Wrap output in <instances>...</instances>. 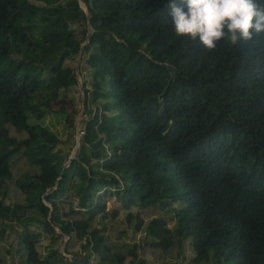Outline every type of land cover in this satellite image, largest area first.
Returning <instances> with one entry per match:
<instances>
[{"label": "trees", "instance_id": "obj_1", "mask_svg": "<svg viewBox=\"0 0 264 264\" xmlns=\"http://www.w3.org/2000/svg\"><path fill=\"white\" fill-rule=\"evenodd\" d=\"M83 2L88 31L77 0H0V194L11 199H0V264H77L39 250L53 227L64 252L94 253V264H147L142 243L159 259L185 257L187 237L189 264H264V36L209 52L175 35L168 0ZM80 45L86 116L61 168L56 133L28 119L76 82L65 60ZM46 88L48 99L31 101ZM120 209L141 244L108 241ZM75 243L87 252L69 251Z\"/></svg>", "mask_w": 264, "mask_h": 264}, {"label": "rangeland", "instance_id": "obj_2", "mask_svg": "<svg viewBox=\"0 0 264 264\" xmlns=\"http://www.w3.org/2000/svg\"><path fill=\"white\" fill-rule=\"evenodd\" d=\"M83 6V4H81ZM75 28V32L77 35L79 34L80 24L73 25ZM75 59H66L65 63L73 65L75 67ZM81 61V55L79 57L78 67ZM47 74L46 68L42 69V76ZM88 75H86V70H82L78 73V68L76 69V82L69 85L64 89L59 90V95L56 98L50 99L49 98V89H41L36 90L31 95V101L35 103H39L42 100L49 98V108L46 109L44 114L40 118H34L31 113L29 115V121L31 122H39L40 124L46 126L49 130L56 133L58 137V141L54 143L51 148V153L60 156L62 163L64 165L68 164V161L71 157L74 156L75 150L77 149L80 134L78 132V126L81 124L82 120L86 116L81 110V101L80 97L82 95V88L80 89L78 84H81V80H87ZM86 84L88 82L86 81ZM81 110V112H80ZM66 116V119H65ZM0 199L4 202H10V196L5 195L2 196L0 194ZM63 204L62 206L66 207L67 201H73L66 194L62 196ZM106 204L108 207L110 206H117L118 202L113 200L112 197H107ZM131 210H138L140 215L147 219L150 215H162L166 216L167 224L171 226L175 219L172 216L171 211H165L163 209H158L156 206H144L138 207L133 205L130 207ZM123 209H120L118 216L115 219H107V226H108V241L114 244H119L121 241L123 242H131L137 241L140 244L144 240L143 231H132L131 228H125V222L123 220ZM54 229H50V231L45 230L42 233V238L37 243V246L41 253H44L47 246L53 247L54 249H59L60 251L64 252V241L66 238L59 235V231L56 227ZM47 231V232H46ZM124 231V232H123ZM117 235H120L121 238H116ZM52 238V239H51ZM8 241L2 240L0 241V247L3 248L8 246ZM190 238L187 237L184 239V248H185V257H178V258H166L164 260L157 259L159 258L158 251L155 248H151L150 246L142 243L138 249L139 254L145 255L147 259V263L149 264H189L188 257L192 255V251L189 246ZM69 251L77 250V247L74 246H67ZM155 249V250H154ZM66 253V254H65ZM64 254L70 255L71 252H64ZM78 256V255H77ZM220 259L215 260L216 263L220 262ZM225 264H236L233 259H227Z\"/></svg>", "mask_w": 264, "mask_h": 264}, {"label": "clouds", "instance_id": "obj_3", "mask_svg": "<svg viewBox=\"0 0 264 264\" xmlns=\"http://www.w3.org/2000/svg\"><path fill=\"white\" fill-rule=\"evenodd\" d=\"M176 36L215 51L221 44L238 48L264 36V4L260 0H168Z\"/></svg>", "mask_w": 264, "mask_h": 264}, {"label": "water", "instance_id": "obj_4", "mask_svg": "<svg viewBox=\"0 0 264 264\" xmlns=\"http://www.w3.org/2000/svg\"><path fill=\"white\" fill-rule=\"evenodd\" d=\"M78 1V3H79V6H81V8L85 11V13H86V25H87V31H88V29H89V15H88V10H87V7H86V5H85V3L83 2V0H77ZM81 4H83V6L81 5ZM86 37V36H85ZM85 42V40L82 42V43H84ZM82 45V44H81ZM81 45H80V48H79V50H78V52H77V54H76V59H75V79H76V69L78 68V63H79V57H80V51H81ZM78 86H79V88L81 89V84L79 83L78 84ZM80 101H81V110L83 109V94L81 95V97H80ZM81 110H80V112H81ZM65 165L62 163L61 164V168H63ZM68 260L70 261V262H75V263H77V264H87L86 263V261L84 260V258L83 257H81V256H77V255H69V258H68Z\"/></svg>", "mask_w": 264, "mask_h": 264}, {"label": "crops", "instance_id": "obj_5", "mask_svg": "<svg viewBox=\"0 0 264 264\" xmlns=\"http://www.w3.org/2000/svg\"><path fill=\"white\" fill-rule=\"evenodd\" d=\"M62 236H63V235H62ZM63 243H64V242H63ZM63 245H64V244H63ZM74 245L77 247V250L75 249L76 251H79L80 253H83V252L86 253V252H87L86 250H84V251L81 250V251H80V248H79V246H78L77 243L73 244V246H74ZM51 248H52V247L47 246V248L45 249V251H47L48 249H51ZM45 251H44V252H45ZM57 251H58V252H61V253L67 258V259L69 258V255H67V256L65 255L66 253L64 254V252L60 251L59 249H57ZM70 255H73V254L71 253ZM139 255L145 257V259H146V256H145V255H142V254H139ZM78 256H79V255H78ZM88 257L91 258L94 262L96 261V255H95L94 253H90V254L88 255ZM7 258H8V257H7ZM157 259H159V258H157ZM160 260H164V259H160ZM146 261H147V259H146ZM7 264H18V263H17L16 261L12 262V261H9V260H8V261H7ZM123 264H130V263H129V257H127V258L125 259V261H124ZM147 264H148V263H147ZM149 264H150V263H149Z\"/></svg>", "mask_w": 264, "mask_h": 264}, {"label": "built area", "instance_id": "obj_6", "mask_svg": "<svg viewBox=\"0 0 264 264\" xmlns=\"http://www.w3.org/2000/svg\"><path fill=\"white\" fill-rule=\"evenodd\" d=\"M82 127H83V124L81 123V124L78 126V132H79L80 135H81L82 132H83ZM63 236H64V238H66L65 235H63ZM85 261H86L87 264H94V261H93L91 258H89V257H87V259H86Z\"/></svg>", "mask_w": 264, "mask_h": 264}]
</instances>
